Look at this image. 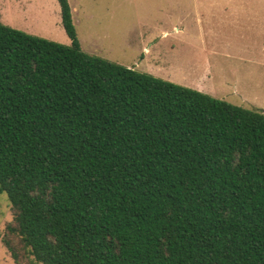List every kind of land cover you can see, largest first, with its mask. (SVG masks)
Instances as JSON below:
<instances>
[{"label":"trees","instance_id":"1","mask_svg":"<svg viewBox=\"0 0 264 264\" xmlns=\"http://www.w3.org/2000/svg\"><path fill=\"white\" fill-rule=\"evenodd\" d=\"M0 24L16 264H264V113Z\"/></svg>","mask_w":264,"mask_h":264},{"label":"rangeland","instance_id":"2","mask_svg":"<svg viewBox=\"0 0 264 264\" xmlns=\"http://www.w3.org/2000/svg\"><path fill=\"white\" fill-rule=\"evenodd\" d=\"M81 50L264 113V0H68ZM0 24L69 46L56 0H0ZM200 92V91H198ZM12 221L0 193V264ZM12 245L25 252L15 239Z\"/></svg>","mask_w":264,"mask_h":264},{"label":"crops","instance_id":"3","mask_svg":"<svg viewBox=\"0 0 264 264\" xmlns=\"http://www.w3.org/2000/svg\"><path fill=\"white\" fill-rule=\"evenodd\" d=\"M190 87L195 88L197 91L204 92L206 89H208L206 86H202L201 84L192 85Z\"/></svg>","mask_w":264,"mask_h":264}]
</instances>
